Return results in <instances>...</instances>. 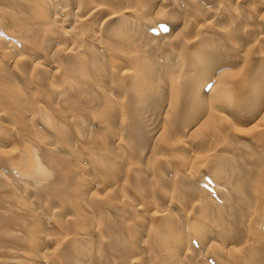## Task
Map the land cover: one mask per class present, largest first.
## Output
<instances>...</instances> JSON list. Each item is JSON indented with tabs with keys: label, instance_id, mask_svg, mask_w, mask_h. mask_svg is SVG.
<instances>
[{
	"label": "bare ground",
	"instance_id": "bare-ground-1",
	"mask_svg": "<svg viewBox=\"0 0 264 264\" xmlns=\"http://www.w3.org/2000/svg\"><path fill=\"white\" fill-rule=\"evenodd\" d=\"M0 27V264H264V0H0Z\"/></svg>",
	"mask_w": 264,
	"mask_h": 264
},
{
	"label": "rangeland",
	"instance_id": "rangeland-1",
	"mask_svg": "<svg viewBox=\"0 0 264 264\" xmlns=\"http://www.w3.org/2000/svg\"><path fill=\"white\" fill-rule=\"evenodd\" d=\"M7 34V32H5V30L2 28V27H0V35H2L3 37H7V36H5ZM9 38V37H8ZM8 40H10V39H8ZM1 59H2V57H1ZM3 61H5V59L3 60ZM2 64H4V63H2ZM21 78H23V74H21V75H19V77L17 76V81H20L21 80ZM34 86L32 87V89H35L36 87H38V85L37 84H33ZM8 118L6 117V119H4V117H2L1 116V118H0V124L3 122V124H5L6 123V121L5 120H7ZM5 121V122H4ZM0 134H2V136L0 135V137H1V139H3L4 137H5V134H6V132H5V130H4V132L3 133H0ZM4 136V137H3ZM1 144V143H0ZM10 151V150H9Z\"/></svg>",
	"mask_w": 264,
	"mask_h": 264
}]
</instances>
